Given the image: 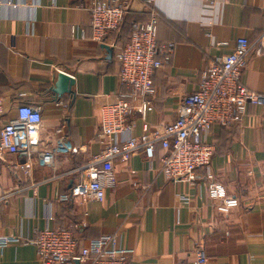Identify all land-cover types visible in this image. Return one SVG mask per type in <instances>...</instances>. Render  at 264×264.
<instances>
[{"label":"crops","instance_id":"obj_1","mask_svg":"<svg viewBox=\"0 0 264 264\" xmlns=\"http://www.w3.org/2000/svg\"><path fill=\"white\" fill-rule=\"evenodd\" d=\"M89 1L0 0V95L7 108L0 124L15 117L19 104L35 103L42 106L38 150L54 148L58 129L67 139L65 151L54 155V171L40 165L36 155L30 176L21 168L23 154L0 158V194L11 193L0 203V235L30 240L6 246L0 264H42L31 242L35 232L70 225L77 226L73 233L80 247L118 232L119 246L131 251L128 264H191L196 245L204 247L210 264H264V108L249 106L238 123L212 126L201 136L214 151L194 182H172L154 173L164 153L157 145L151 162L142 152L114 162L116 183L105 190L103 202L58 201L78 181L77 169L100 151L99 109L126 91L112 48L115 36L93 40L88 13L78 7ZM153 11L159 17L157 41L172 43L173 53L153 76L155 95L144 121L149 130L177 118L182 98L237 39L252 42L264 30V0H152L150 6L130 0L127 10L138 22ZM73 27L80 31L76 37ZM60 71L74 79L73 93L52 102L49 88ZM241 83L264 94V49L250 52ZM128 122L133 136H140L139 115ZM207 174L234 198L229 214L217 213L208 198Z\"/></svg>","mask_w":264,"mask_h":264},{"label":"built area","instance_id":"obj_2","mask_svg":"<svg viewBox=\"0 0 264 264\" xmlns=\"http://www.w3.org/2000/svg\"><path fill=\"white\" fill-rule=\"evenodd\" d=\"M130 0H90L80 4L89 16L92 39L103 42L109 34L118 30L128 10ZM150 4L152 0H144ZM213 7V3H208ZM158 19L153 11L149 20L134 24L129 41L119 47L112 46L119 64V82L126 91L111 104L99 109L98 144L100 151L77 169L78 181L58 201L85 197L90 201L103 202L105 190L115 186L113 164L127 162L136 152H142L146 161L155 160V147L164 153L157 160L154 173L166 180L194 182L200 170L210 165L214 148L201 136L212 126L228 128L240 121L246 109L264 108V94L246 89L241 83V72L252 50L264 49V30L252 42L246 38L235 41L232 51L212 62L200 75L194 91L184 96L177 108V118L162 125L160 129L149 130L144 122L152 109L155 95L154 74L167 64L173 53L172 43L157 41ZM80 31L71 28V36ZM4 99L0 95V122L3 115ZM42 108L36 104H19L15 117L0 124V158L4 155L23 154L26 162L22 165L30 176L31 157L36 155L38 163L54 171V155L66 149L67 139L60 135L51 150H38L41 143L39 132L42 128ZM143 121L142 134L133 136L128 122L133 115ZM51 141V135L46 138ZM49 146V143H43ZM75 152L76 150H70ZM208 198L215 203L216 212L227 215L235 207L234 198L227 195L223 185L206 175ZM11 195L0 194V203ZM187 203V198L181 199ZM81 226H84L81 223ZM76 225L66 228H44L35 232L36 255L42 264H128L131 251L118 244V232L102 234L79 248L73 233ZM30 240L18 236L0 235V253L10 244H22ZM191 264H210L204 247L196 245Z\"/></svg>","mask_w":264,"mask_h":264},{"label":"trees","instance_id":"obj_3","mask_svg":"<svg viewBox=\"0 0 264 264\" xmlns=\"http://www.w3.org/2000/svg\"><path fill=\"white\" fill-rule=\"evenodd\" d=\"M144 1V0H143ZM150 6V4H148ZM155 12V11H154ZM157 19L158 14L155 12ZM149 20V19H148ZM147 20V21H148ZM147 21L144 22H138L136 20H133L130 15H128V12H126L125 16H124V20L122 22V24L120 25V27L118 28V30L112 32L109 35H114L115 39H116V44L119 45L120 47H123L130 39L132 32H133V25L134 24H142L145 23ZM50 90V88H49ZM51 92V91H50ZM52 93V92H51ZM54 95V94H53ZM60 98L54 96L53 100H51L52 102H58ZM24 104V103H22ZM25 104H35V103H25ZM38 105V104H36ZM40 106V105H39ZM42 107V106H41ZM7 114V108H6V104H3V115L2 118H4ZM79 248H81L79 246Z\"/></svg>","mask_w":264,"mask_h":264},{"label":"water","instance_id":"obj_4","mask_svg":"<svg viewBox=\"0 0 264 264\" xmlns=\"http://www.w3.org/2000/svg\"><path fill=\"white\" fill-rule=\"evenodd\" d=\"M103 48L110 55L111 53L110 48L106 45H103ZM73 86H74V79L71 76L60 71L57 72V74L55 75L50 91L56 97L59 98L63 95H71L73 93L72 92Z\"/></svg>","mask_w":264,"mask_h":264}]
</instances>
